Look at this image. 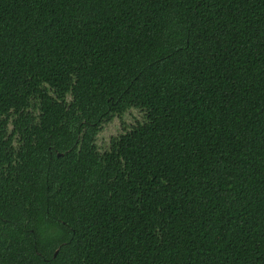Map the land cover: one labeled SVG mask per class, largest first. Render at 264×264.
Returning a JSON list of instances; mask_svg holds the SVG:
<instances>
[{"label":"trees","instance_id":"obj_1","mask_svg":"<svg viewBox=\"0 0 264 264\" xmlns=\"http://www.w3.org/2000/svg\"><path fill=\"white\" fill-rule=\"evenodd\" d=\"M0 264H264V0H0Z\"/></svg>","mask_w":264,"mask_h":264}]
</instances>
